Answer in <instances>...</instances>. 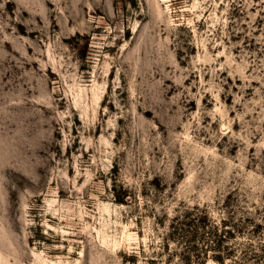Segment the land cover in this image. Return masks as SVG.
Masks as SVG:
<instances>
[{
	"label": "rangeland",
	"instance_id": "rangeland-1",
	"mask_svg": "<svg viewBox=\"0 0 264 264\" xmlns=\"http://www.w3.org/2000/svg\"><path fill=\"white\" fill-rule=\"evenodd\" d=\"M0 264H264V0H0Z\"/></svg>",
	"mask_w": 264,
	"mask_h": 264
}]
</instances>
